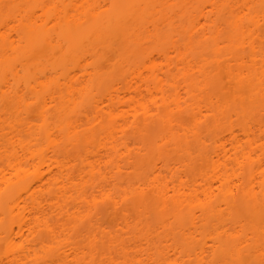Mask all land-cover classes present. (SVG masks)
<instances>
[{
	"label": "bare ground",
	"instance_id": "obj_1",
	"mask_svg": "<svg viewBox=\"0 0 264 264\" xmlns=\"http://www.w3.org/2000/svg\"><path fill=\"white\" fill-rule=\"evenodd\" d=\"M0 264H264V0H0Z\"/></svg>",
	"mask_w": 264,
	"mask_h": 264
},
{
	"label": "rangeland",
	"instance_id": "obj_2",
	"mask_svg": "<svg viewBox=\"0 0 264 264\" xmlns=\"http://www.w3.org/2000/svg\"><path fill=\"white\" fill-rule=\"evenodd\" d=\"M101 213H103L102 215H104L105 213H104V211H102Z\"/></svg>",
	"mask_w": 264,
	"mask_h": 264
}]
</instances>
